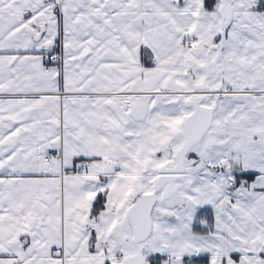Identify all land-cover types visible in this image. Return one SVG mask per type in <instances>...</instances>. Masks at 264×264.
Here are the masks:
<instances>
[{"label":"snow or ice","instance_id":"obj_1","mask_svg":"<svg viewBox=\"0 0 264 264\" xmlns=\"http://www.w3.org/2000/svg\"><path fill=\"white\" fill-rule=\"evenodd\" d=\"M0 264H264V0H0Z\"/></svg>","mask_w":264,"mask_h":264}]
</instances>
